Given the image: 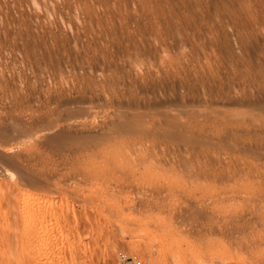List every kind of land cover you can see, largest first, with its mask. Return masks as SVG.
Wrapping results in <instances>:
<instances>
[{"label":"rangeland","instance_id":"374dc122","mask_svg":"<svg viewBox=\"0 0 264 264\" xmlns=\"http://www.w3.org/2000/svg\"><path fill=\"white\" fill-rule=\"evenodd\" d=\"M257 213L264 0H0V264H264Z\"/></svg>","mask_w":264,"mask_h":264},{"label":"bare ground","instance_id":"6f19581e","mask_svg":"<svg viewBox=\"0 0 264 264\" xmlns=\"http://www.w3.org/2000/svg\"><path fill=\"white\" fill-rule=\"evenodd\" d=\"M8 202V201H7ZM24 203V202H23ZM42 202L40 201V203L37 201V202H35V200L34 201H27L26 203H24L23 204V206H22V210H21V215H19V216H21V218H24V221L26 220V224H28V222H29V227L32 225L33 226V229H31V230H36V228L34 229V227H35V225L34 224H36L35 222V220H37V218H38V215H40V211L42 212L43 210H41V206H42V204H41ZM44 203V202H43ZM119 204V203H118ZM20 207H21V205H20ZM44 207H45V203H44ZM44 207H42V208H44ZM251 208H253V207H251ZM255 208V207H254ZM117 209V208H116ZM18 210V209H17ZM20 210V209H19ZM253 213L255 212L254 211V209H252L251 210ZM250 211V212H251ZM250 212H248V213H250ZM42 214V213H41ZM244 214V213H243ZM256 214V213H255ZM254 214V215H255ZM258 215H256V216H258L259 218L258 219H264V213H262V214H259V213H257ZM18 215V214H17ZM236 215V214H235ZM249 215V214H248ZM14 216V215H13ZM234 216V215H233ZM246 216V215H245ZM252 216V215H251ZM17 217V216H16ZM241 217V216H240ZM241 218H243V219H245L244 218V216L243 217H241ZM256 218V217H255ZM255 218H250V219H255ZM248 219V218H247ZM173 221V220H172ZM239 221H241V219H239ZM244 221V223H245V220H243ZM259 221V220H258ZM181 222V221H180ZM248 222V221H247ZM255 222V221H254ZM262 222V221H261ZM173 223V222H172ZM176 223V222H175ZM243 223V224H244ZM249 223V222H248ZM256 223V222H255ZM263 223V222H262ZM262 223H261V225H262ZM174 224V223H173ZM173 224H171L170 222H166L165 221V223L163 224V225H165L166 227L168 226V227H170L171 225H173ZM250 225H251V223H249ZM253 225V224H252ZM255 225V224H254ZM258 225H259V222H258ZM32 226H31V228H32ZM160 226V225H159ZM167 227V228H168ZM172 227V226H171ZM174 227V226H173ZM28 228V227H27ZM165 228V227H164ZM160 229H161V227H160ZM176 229V228H175ZM37 231V230H36ZM34 233H35V231H33ZM223 232V231H222ZM221 233V232H220ZM36 234H37V232H36ZM34 235V234H33ZM9 236V235H8ZM4 237V236H3ZM2 237V238H3ZM7 236H5L4 238H6ZM1 238V239H2ZM7 239V238H6ZM12 240V239H11ZM2 241H4L3 239H2ZM6 241V240H5ZM261 241V240H260ZM0 242H1V240H0ZM9 242V241H8ZM11 242V241H10ZM23 243V242H22ZM6 244H7V242H6ZM19 244V243H18ZM211 244V243H210ZM258 244H259V242H258ZM257 244V245H258ZM262 244H264V243H261V245ZM217 245V244H216ZM248 245V244H247ZM260 245V246H261ZM19 246V245H18ZM196 246V245H195ZM203 247V246H202ZM216 247V246H215ZM257 247V246H256ZM263 247H264V245H263ZM235 248V247H234ZM237 248V247H236ZM213 249V248H212ZM248 249H249V247H248ZM252 249V248H251ZM255 250L257 249V248H254ZM262 249V248H261ZM179 250V249H178ZM189 250V249H188ZM187 250V251H188ZM194 250V249H193ZM222 250H223V248H222ZM229 250H231V249H229ZM235 250V249H234ZM240 250V249H239ZM263 250V249H262ZM15 251V250H14ZM205 251V250H204ZM213 251H214V249H213ZM212 251V252H213ZM249 251H250V249H249ZM13 252V251H12ZM207 252V251H206ZM218 252V251H217ZM220 252V251H219ZM238 252V251H237ZM250 252H252V251H250ZM264 252V251H263ZM223 253V252H222ZM229 253V252H228ZM228 253L226 254V258H227V256H228ZM236 253V252H235ZM79 254V253H78ZM198 254V253H197ZM221 254V253H220ZM247 254H248V252H247ZM263 254V253H262ZM77 255V254H76ZM193 255H195V254H193ZM193 255H192V257H193ZM225 255V254H224ZM78 256V255H77ZM76 256V257H77ZM80 256V255H79ZM79 256H78V258H79ZM197 256H199V255H197ZM205 256V255H204ZM219 256V255H218ZM229 256H230V254H229ZM233 256V255H232ZM239 256V255H238ZM264 256V255H263ZM86 257V256H85ZM179 257V256H178ZM223 257V256H222ZM225 257V256H224ZM255 257V256H254ZM91 259H90V261H89V263L88 264H94L95 262L93 261L94 260V258L93 257H90ZM93 258V259H92ZM195 258V257H194ZM201 258H202V256H201ZM240 258H241V256H240ZM263 258V257H262ZM88 258H86V260H87ZM179 259H181V257L179 258ZM188 259H189V257H188ZM196 259H197V257H196ZM195 259V260H196ZM199 259H200V256H199ZM199 259L198 260H196V261H199ZM217 259V258H216ZM250 259V258H249ZM252 259V258H251ZM79 260H80V258H79ZM89 260V259H88ZM192 260V259H191ZM190 260V261H191ZM204 260V259H203ZM218 260V259H217ZM223 260H224V258H223ZM225 260H227V259H225ZM228 260H229V262L230 261H232V258L230 257V258H228ZM227 260V261H228ZM238 260H239V258H238ZM260 260V259H259ZM84 261V260H83ZM82 261V262H83ZM193 261V260H192ZM205 261V260H204ZM256 261H258V260H256ZM264 261V260H263ZM263 261H262V263H263ZM85 262V261H84ZM88 262V261H87ZM195 262V261H194ZM201 262V261H200ZM208 262V261H207ZM217 262V261H216ZM252 262H253V260H252ZM259 262V261H258ZM198 263V262H197ZM196 262H195V264H197ZM223 263H225V261H223ZM232 263V262H231ZM237 263V262H236ZM241 263V262H240ZM239 262H238V264H240ZM245 263H247V262H245ZM257 263V262H256ZM96 264V263H95ZM200 264V263H199ZM242 264V263H241ZM258 264V263H257Z\"/></svg>","mask_w":264,"mask_h":264},{"label":"built area","instance_id":"2783aa9c","mask_svg":"<svg viewBox=\"0 0 264 264\" xmlns=\"http://www.w3.org/2000/svg\"><path fill=\"white\" fill-rule=\"evenodd\" d=\"M122 259H123V261L126 260V258L124 256H122ZM131 264H141V262L139 260H137V261L131 260Z\"/></svg>","mask_w":264,"mask_h":264},{"label":"crops","instance_id":"0c3cea01","mask_svg":"<svg viewBox=\"0 0 264 264\" xmlns=\"http://www.w3.org/2000/svg\"><path fill=\"white\" fill-rule=\"evenodd\" d=\"M122 264H130L129 262H123Z\"/></svg>","mask_w":264,"mask_h":264}]
</instances>
